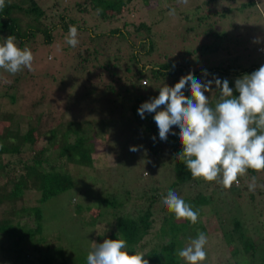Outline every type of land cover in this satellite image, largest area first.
I'll list each match as a JSON object with an SVG mask.
<instances>
[{"label":"trees","instance_id":"obj_1","mask_svg":"<svg viewBox=\"0 0 264 264\" xmlns=\"http://www.w3.org/2000/svg\"><path fill=\"white\" fill-rule=\"evenodd\" d=\"M133 2L134 0H5L6 6L0 9V43L9 35H14L19 47L27 46L35 53L41 46L59 49L62 51L61 58L51 59L54 67H69L74 82L82 86H79V91H83L85 97L81 100L82 104L74 96L76 100L73 103L76 107L71 115L58 113L59 108L55 105L38 113L46 98H49L48 101L51 98L47 96L39 77L33 74V70L26 68L25 74L20 73L18 78L8 84L6 92L2 93L0 98H9L13 104H17L18 96L10 94L23 84L27 88L25 98H28L29 107L26 108L28 114L20 117L19 124L9 123L16 125V129L9 126L7 132L0 135V264H35L31 258L35 253L40 254L36 257L40 264H81L80 259L64 254L62 248H52V239L48 237L45 228L47 225L42 205L77 186L74 178V174L78 173L76 169L95 166L93 157L96 147L92 143L97 136L89 135L94 131L93 127L87 126L83 120L88 98L91 103L95 100L99 102L98 105L101 101L108 100L109 104L116 103L113 108L121 106V115H130L134 126L131 131L133 133L128 134L127 142L134 143L135 148L152 161L157 170L171 171L174 178L165 189L164 180L146 182L145 179L152 174L144 173L140 175L135 188L130 183H124L129 186L128 198L124 201H120V196L106 198L99 193L102 205H98V208L101 209L97 210V216L92 215L97 221L105 219L111 210L116 211L114 214H119L116 209L124 207L128 201L134 199L139 204L136 206V215L119 214L115 217V224L113 223L115 230L108 228L106 236H99L98 240L124 238L128 242L129 253L143 252L149 264H185L178 257L177 251L185 247L190 239L196 238L198 232H204L210 241L219 240L223 244V249L230 252L235 264H264V235H260L264 230V221H261L264 213L262 208L257 209L255 205L258 195L264 197V189L260 188L257 193L251 191L248 204L254 207L252 211L233 214L221 200L230 193L229 189H223L217 182L192 179L185 165L176 158L182 151L178 130L174 128L175 134L170 132L167 141H162L153 119L155 113H145L144 118L138 114L141 104L158 97L160 87L164 84L175 86L182 77L189 75L200 81H211L214 77L222 81L227 79L234 96H238L239 93L235 91L236 79L250 75L264 65V53H259L247 67L242 66L238 58H228L232 63L226 60L219 66L209 68H202L200 64H179L166 60L160 62L159 57L154 58L157 50L154 25L145 22L142 16L137 19L131 16L139 13L136 8L130 7ZM212 2L209 1L208 5ZM255 6V0H248L241 3L238 10ZM98 9L101 11L98 12ZM123 10L125 14L122 13ZM171 10V7L163 8L160 14ZM233 10L228 8L222 13V17L227 18L228 13ZM198 11L197 9L196 12ZM205 18L206 16H201L198 22ZM113 24L114 27H111ZM70 25L76 26L79 33V44L75 48L68 44H58L68 34ZM223 32L218 31L214 35L215 39L224 41ZM229 48L222 45H214L212 48L201 45L187 51L186 56L214 55L221 50L229 51ZM205 71L208 73L206 77L203 75ZM145 79L148 80L149 87L142 85L141 81ZM185 94L190 96V91L186 90ZM205 95L211 98L212 103H215L218 96L211 93ZM78 104L82 105L79 111ZM54 111H57L60 118L56 119ZM6 113L0 109V123H5L3 119ZM10 115L12 121H15L18 113L14 110ZM29 121L33 122V126L26 130L25 125ZM58 129H61L59 141H56L57 145H52V134ZM34 133L43 141L44 146L40 149L26 146ZM153 137H156L155 141ZM89 139L93 142L90 143ZM127 156L128 153L125 157ZM64 159L66 163L60 164L59 160ZM257 175V172L248 170L245 176L238 178L239 183L245 180L244 183H249ZM256 181L259 185L260 181ZM246 188L249 190L247 186ZM169 190L175 191L194 210H199L200 215L195 225L186 220L177 221L174 214L169 213L162 204V198ZM241 192L243 191L233 192L237 194L235 196L238 200L243 196ZM222 210L227 214L221 216ZM87 211L91 213V209ZM157 216L161 217L159 227H156ZM205 217H212L206 222L212 225L216 222V226L205 223ZM220 234L221 237L218 236ZM4 241L8 243L6 246L2 245ZM4 253L7 255L3 257Z\"/></svg>","mask_w":264,"mask_h":264},{"label":"rangeland","instance_id":"obj_2","mask_svg":"<svg viewBox=\"0 0 264 264\" xmlns=\"http://www.w3.org/2000/svg\"><path fill=\"white\" fill-rule=\"evenodd\" d=\"M209 1H213L212 4L208 5ZM247 1L188 0V4L184 5L179 3L178 0H134L130 7L139 11L138 14H131L133 18L137 19L138 16H142L145 22L154 25L157 44L154 58L159 57L160 62L166 60L179 64H200L202 68H209L219 66L223 63L222 61H226L228 58H238L240 64L247 67L260 53L258 47H262L264 44V0H255L256 6L254 8L239 11L238 8L241 3ZM166 7L175 9V15H169L170 11L161 15L160 11ZM228 8L234 9L233 12L228 13L227 18L222 17V13ZM197 9L199 10L198 12H196ZM122 13L125 14V10ZM201 16H206V18L199 23L198 18ZM111 27H114V24ZM218 31H224L222 33L224 34V41L215 39L214 35ZM58 44L67 45L65 38L60 39ZM201 45L211 46V48L214 45H222L230 48L229 51L221 50L220 53L214 55L186 56L187 51ZM32 52L34 58H36V54L38 56L33 61V74L39 77L42 87L46 89L47 96L51 98L49 101V98H46L48 103L45 101L44 105L39 108L38 113L49 110L51 105H55L56 108H59L58 113L73 114L72 111L76 107L73 100L77 99L79 103H82L81 100L85 97L83 96V91H79L81 90L79 88L80 84L74 82V78L69 72V67H54L51 59L61 58L62 51L54 47L41 46L36 53ZM230 60L227 61L232 63ZM20 73L25 74V69L15 75L0 69V97L3 92H6L7 87H9L8 84L18 78ZM26 90L27 88L22 84V87L11 92L12 94L10 95L18 96L17 104H13L9 98H0V109L4 113L7 112L3 119L5 123H0V129L2 130L0 135L5 134L9 126L16 129L20 117L28 114V109L26 110L29 107L27 105L28 98H25ZM74 96L77 98L75 99ZM90 101L91 99L88 98L86 103H89L84 110L83 120L87 126H92V129L96 131L89 134L90 136L95 134L97 136L94 139V143L89 139V142L96 147V153L93 157L95 166L90 169H82L80 167L76 169L78 173L74 174V178L77 186L42 205L47 225L45 228L49 235L48 237L52 239L50 241L52 248H62L61 251L64 254L80 259L82 261L81 264L87 263L84 260H86L88 252L92 250V243H103L105 239L98 240L99 236H106L108 228L115 230V217L119 216V214L136 215V206L139 204L134 199L128 201L124 207L116 209L119 214H114L113 212L116 211L111 210L105 219L97 221L98 219L92 215L97 216L98 211L101 209L98 208V205L101 204L100 194L106 198L120 196V201H124L128 198L127 191H129V186L124 185V183H130V186L133 187L137 186L135 185L137 184L136 182H138L140 175L144 173L152 174L150 178L145 179L146 182L164 180L163 188L167 187L171 180H174L171 171L157 170L152 161L141 155V151L138 148L136 151L131 150L136 145L132 142H127V140L129 139L128 134L133 133L131 131L134 130V126L130 115H121V106L117 105L116 108H113L116 103L109 104L108 100L101 101L100 105H98L99 102L96 100L94 103ZM81 106V104H78L77 110H80ZM14 110L17 111L18 115H15V121H12L10 113L14 112ZM54 115H56V119L60 118L57 115V111ZM9 123L16 125H10ZM35 123L37 122L35 121ZM32 126V121L27 122L25 125L26 130ZM126 129L127 131H125ZM125 132L127 133L123 135ZM60 133L61 129H58L52 134L53 138L50 140L52 145H57L56 141H59ZM89 135L87 136L90 137ZM42 142L38 135L34 133L30 140L27 141L26 146L27 148L35 146L36 149H40L44 146ZM126 153H128L127 157H125ZM59 163L64 165L66 159L59 160ZM73 167L71 166V169H74ZM256 180L260 181L254 191L257 193L260 188L264 189V171L258 173ZM244 182L233 184L231 189H229L230 193L224 195L221 199L233 214L241 211L249 213L254 209L252 204H248L252 192L246 188V186L248 187V182ZM240 187L241 189H239ZM237 190L243 191L241 192L243 196L239 197V200L235 196L237 194L233 193ZM20 204L22 205V203ZM255 205H257V209L262 208L264 213L263 196L260 197L258 195ZM81 207L83 209L79 210ZM88 207L91 209L90 214L87 213V210H90ZM221 213V216L227 214L225 210H222ZM210 218L212 219V217H205L203 220L211 226H216L214 225L216 222L213 225L210 222H206ZM261 221H264V214L261 216ZM159 226H161V217L157 216L156 227ZM260 235H264V230L260 232ZM218 236L221 237L222 234ZM188 243L189 241L186 245ZM7 244V241L2 243L5 246ZM30 248L34 250V247L30 246ZM206 252V260L202 264H235L230 252L223 249V244L219 243V240L210 241L208 238ZM6 255V253L2 254L3 257ZM39 255V253H35L31 257L35 264H40L39 260H36ZM219 257H221V261Z\"/></svg>","mask_w":264,"mask_h":264},{"label":"clouds","instance_id":"obj_3","mask_svg":"<svg viewBox=\"0 0 264 264\" xmlns=\"http://www.w3.org/2000/svg\"><path fill=\"white\" fill-rule=\"evenodd\" d=\"M178 2L188 4V0ZM5 6V0H0V9ZM175 11L172 9L169 15H175ZM78 35L77 27L70 25L65 42L75 48L79 44ZM33 61L32 50L19 47L14 35L0 43V69L13 75L25 68L32 71ZM203 75L206 77L208 73L205 71ZM141 83L149 87L148 80ZM186 90L190 96L185 94ZM158 91V97L141 104L138 114L144 118L145 113H155L153 119L162 141H167L170 132L175 134L174 128L178 130L182 151L176 158L185 165L192 179L217 182L223 189H231L248 170L264 171V65L236 79L238 96H234L227 79L214 77L211 81H200L192 75L182 77L175 86L164 84ZM205 93L218 94L215 103ZM152 139L155 141L156 137ZM256 187L253 176L248 183L249 191L254 192ZM162 204L177 221L186 220L193 225L198 222L199 210H194L175 191L169 190ZM207 244V235L198 232L177 255L185 264H202L207 256ZM127 248L124 238L93 242L87 264H149L143 252L130 254Z\"/></svg>","mask_w":264,"mask_h":264},{"label":"built area","instance_id":"obj_4","mask_svg":"<svg viewBox=\"0 0 264 264\" xmlns=\"http://www.w3.org/2000/svg\"><path fill=\"white\" fill-rule=\"evenodd\" d=\"M260 53H264V47L260 48Z\"/></svg>","mask_w":264,"mask_h":264}]
</instances>
